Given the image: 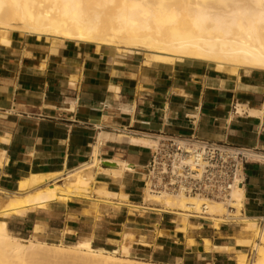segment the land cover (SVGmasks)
<instances>
[{
  "label": "crops",
  "instance_id": "obj_1",
  "mask_svg": "<svg viewBox=\"0 0 264 264\" xmlns=\"http://www.w3.org/2000/svg\"><path fill=\"white\" fill-rule=\"evenodd\" d=\"M195 108L200 114L193 129L184 114ZM163 113L167 122H160ZM160 130L264 149V72L235 79L196 61L146 65L105 46L53 44L16 33L10 45H0V190L14 192L17 182L30 174L70 170L87 162L98 136L105 133L109 136H102L98 144V159L121 160L132 170L124 172L121 183L105 174L97 180L140 203L136 199L150 148L116 137L153 138ZM245 177L243 214L264 220V164H248ZM158 215L132 217L85 199L54 202L47 209L12 217L6 228L21 240L73 246L88 239L93 248L112 252L119 249L123 234L131 233L129 253L135 258H156L165 264L233 262L232 252L186 243L188 237L207 238L213 245L237 250L226 235L228 229L201 226L185 236L175 226L162 224ZM158 221V231L166 233L162 237L154 234ZM140 236L147 246L140 244Z\"/></svg>",
  "mask_w": 264,
  "mask_h": 264
},
{
  "label": "bare ground",
  "instance_id": "obj_2",
  "mask_svg": "<svg viewBox=\"0 0 264 264\" xmlns=\"http://www.w3.org/2000/svg\"><path fill=\"white\" fill-rule=\"evenodd\" d=\"M163 1L121 0L109 13L105 8L114 0H0V45H10L16 33L37 40L114 47L124 54L135 52L143 55L146 65L196 61L235 79L252 71L264 72V0H170V5ZM102 136L109 135L101 133L98 144ZM116 138L144 148L156 144L145 135ZM98 144L90 160L73 169L30 174L17 182L14 192L0 190V264H165L130 259L129 245L123 242L118 250L110 252L93 248L88 239L65 246L21 240L7 231L6 222L12 217L47 209L54 202L85 199L117 209L174 215L176 230L182 233L187 232L191 218L210 221L214 229L237 223L246 237L236 238L235 245L251 248L253 257L249 259L239 251L234 255L235 264H264V225L260 227L257 218L243 214L242 188H234L231 199L224 202L146 187L142 201L130 203L127 194L109 191L97 178L105 174L121 183L131 166L121 160L100 161ZM101 163L110 169L102 168ZM165 234L158 232L160 237ZM133 238V234L125 233L122 241ZM139 242L148 245L143 236ZM186 243L189 247L201 245L206 251L229 250L226 245H213L207 238L188 237Z\"/></svg>",
  "mask_w": 264,
  "mask_h": 264
},
{
  "label": "built area",
  "instance_id": "obj_3",
  "mask_svg": "<svg viewBox=\"0 0 264 264\" xmlns=\"http://www.w3.org/2000/svg\"><path fill=\"white\" fill-rule=\"evenodd\" d=\"M199 114L198 108L184 114L193 129ZM160 122H167L164 113ZM142 124L149 125V122ZM152 139L156 144L150 148L142 185L155 192L228 202L232 190L245 185L246 166L250 163L264 164L263 148L238 147L204 140L193 134H168L164 130L156 132Z\"/></svg>",
  "mask_w": 264,
  "mask_h": 264
},
{
  "label": "rangeland",
  "instance_id": "obj_4",
  "mask_svg": "<svg viewBox=\"0 0 264 264\" xmlns=\"http://www.w3.org/2000/svg\"><path fill=\"white\" fill-rule=\"evenodd\" d=\"M121 0H114L113 3H108L105 10H107V12L111 13L113 11H115L117 5H119ZM152 2H156V0H150ZM164 4L166 5H170L172 2L170 0H166V1H163ZM49 42V40H46ZM53 44L55 43H60L59 41H51ZM108 48H111V49H114L116 51V49L114 47H108ZM117 54L119 56H133L134 58H136L138 61L140 62H143L144 63V59H143V55L142 54H137L135 52H129V53H121V52H118L116 51ZM142 185V184H141ZM142 190H143V185L141 186V191L139 193V197L136 199V201H139L141 202L142 201V197H143V193H142ZM129 201V199H128ZM133 201V200H132ZM132 201H130V203H133ZM2 202L1 198H0V203ZM134 204H139L137 202H135ZM97 206V205H95ZM110 206H113V205H110ZM113 210L115 212H126L129 216H132L133 217V214H139V216H142L146 213H149V212H154V211H145V212H141V211H134L130 208H122V209H117L113 206ZM157 213V212H155ZM158 214V213H157ZM159 217H162V224H170L172 226H175L176 228V223H174V220L176 219V216L174 215H170V214H166V213H161L160 215H158ZM171 221V222H169ZM259 222V226L262 227L264 225V220H258ZM159 225H160V222L158 221V224L155 226V237H159L158 235V228H159ZM199 226H204V228L206 227H213V223L210 222V221H207V220H202V219H198V218H191L190 219V226L188 227L187 229V232L184 233L185 236H191L192 234H195L197 233V231L199 230L198 227ZM222 229H225L227 230L228 229V235L229 236V240L230 242L232 243V245H235V241H236V238L238 237H246L245 234L241 233V226L237 223H226V224H222L220 225L219 229L217 230H222ZM134 242V238L132 241H123V243L127 244L128 245H131L132 243ZM239 251H242V252H245L247 254V256L249 257V259H251L253 257L252 255V249L251 248H237V250L235 249H229L228 252H232V259H233V262H231V264H235V259H234V255L239 252ZM112 252V251H110ZM117 256H120V254H116ZM135 254L133 253H129V258L130 259H135V260H139V261H145V262H156V258H152V259H147V258H144V259H140V258H135L134 256ZM139 257V256H138Z\"/></svg>",
  "mask_w": 264,
  "mask_h": 264
}]
</instances>
